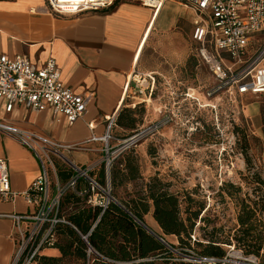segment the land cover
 I'll list each match as a JSON object with an SVG mask.
<instances>
[{"label":"crops","instance_id":"1","mask_svg":"<svg viewBox=\"0 0 264 264\" xmlns=\"http://www.w3.org/2000/svg\"><path fill=\"white\" fill-rule=\"evenodd\" d=\"M194 20L193 11L173 1L152 10L138 2L118 0L105 9L56 15L46 0H0V54L9 59L23 57L38 68L52 59L63 86L77 94H94L83 118L72 125L51 108L32 113L16 105L8 114L3 102H0V123L62 144H74L92 136L109 135L112 127L131 133L117 123L122 110L143 107L142 127L158 122L166 111L176 113L181 92L195 90L199 68L207 71L197 57L198 45L192 41ZM134 76L141 82L144 80L141 93L133 82ZM148 77L155 81L153 90ZM252 112L253 109L248 114ZM110 120L111 128L107 130ZM112 137L114 146L122 140L119 135ZM103 148L101 141L89 142L83 150L71 151L66 156L78 167L95 166L97 171ZM0 161L7 164L10 189L17 195L13 200L0 201V264H11L17 232L6 216L34 211L22 194L38 177L40 165L29 148L2 133ZM55 171L56 178L53 172L49 173L50 181L52 176L55 181H51L52 191L55 184L65 185L71 176L67 169ZM143 220L152 234L162 236L152 208ZM166 239L176 242L173 236ZM41 255L59 257V252L45 249Z\"/></svg>","mask_w":264,"mask_h":264},{"label":"built area","instance_id":"2","mask_svg":"<svg viewBox=\"0 0 264 264\" xmlns=\"http://www.w3.org/2000/svg\"><path fill=\"white\" fill-rule=\"evenodd\" d=\"M118 0H46L53 14H80L113 6ZM138 2L142 6L157 10L164 3L173 1L190 9L195 15L192 41L198 45L196 54L213 79L206 90V97L223 95L243 100L248 96L264 95V38L259 45L254 37L264 33V0H125ZM136 89L141 93L144 80L133 77ZM152 90L154 79L148 77ZM148 89V88H147ZM151 90V93H152ZM127 91V86H126ZM188 98L190 96L186 94ZM94 99L92 92L77 94L62 85L54 60H48L43 67H36L23 57L9 59L0 54V102L5 103V112L11 113L16 105L32 113L51 108L72 125L83 118L87 106ZM169 123L164 117L133 132L114 147H109V138L92 136L89 140L74 144H62L34 132L20 130L10 124L0 123V133L13 138L29 148L40 165L38 177L22 196L34 207L30 214H9L6 217L14 223L17 248L11 264H34L37 256L54 242L53 230L58 224H67L61 209V201L67 192L81 198L87 206L102 211L114 199L110 195L109 173L114 160L123 152L136 148L142 141L157 134ZM109 121L107 130L111 128ZM104 144L103 165L105 185H101L91 173L95 166L78 167L66 153L83 150L89 142ZM55 159L68 167L71 176L65 185L52 184L49 173L53 172ZM17 195L10 189L7 164L0 161V201L13 200ZM25 224L26 227H22ZM84 242L86 236H82ZM230 251H233L231 249ZM87 257L99 256L90 246ZM183 261L200 264L213 263L211 259L182 256ZM255 264L254 258H244ZM227 262V261H225Z\"/></svg>","mask_w":264,"mask_h":264},{"label":"rangeland","instance_id":"3","mask_svg":"<svg viewBox=\"0 0 264 264\" xmlns=\"http://www.w3.org/2000/svg\"><path fill=\"white\" fill-rule=\"evenodd\" d=\"M263 38L264 33L257 34L254 40L259 45ZM212 83L210 74L199 68L196 88L181 92L177 112L161 114L160 120L168 118L166 127L122 153L124 158L134 160L140 178L115 191L118 199L127 201L157 179L168 186V191L178 192L184 198L182 210L189 207L195 211L199 205L204 206L206 212L200 217L206 222L198 220L194 233L198 240L208 237L212 228L219 230V239L229 236L236 227L240 200L256 202L259 207L264 202V190L256 183L257 179L264 181V95L243 100H230L223 95L208 98L205 93ZM252 109V114H248ZM120 115L122 118L123 114ZM136 116L141 118L142 113ZM127 134L130 132L112 127L109 147H116L112 136L119 135L124 140ZM54 165L69 170L59 159H55ZM51 181L55 182L53 176ZM70 212L71 208L63 207L64 217ZM257 217L264 228V211ZM224 249L228 264H254L245 261L239 251Z\"/></svg>","mask_w":264,"mask_h":264},{"label":"trees","instance_id":"4","mask_svg":"<svg viewBox=\"0 0 264 264\" xmlns=\"http://www.w3.org/2000/svg\"><path fill=\"white\" fill-rule=\"evenodd\" d=\"M138 113L143 115V107L119 113L118 125H124L132 131L126 137L139 130L142 116L137 118ZM123 154L114 160L109 173L110 195L115 202L102 211L98 207L87 206L81 198L67 192L60 206L61 209L64 206L71 207V212L65 217L69 225L58 224L53 230V244L45 248L56 249L59 257L40 254L34 264H192L183 261L182 256L215 261L200 264H228L224 262L227 259L224 248L239 251L243 257L254 258L257 264H264V228L257 217L264 211V202L259 207L256 202L240 200L236 227L229 236L219 239L216 237L219 230L212 228L208 237L198 240L194 237L196 223L198 220L206 222L200 217L206 208L199 205L195 211L189 207L182 210L184 198L178 192L168 191V186L159 180H151L143 192L134 193V198L130 200L117 198L115 191L118 187L134 183L140 178L134 160L124 158ZM91 175L101 185H105L103 165L97 175L93 172ZM256 183L264 190V181L257 179ZM150 208L162 231L159 238L164 244L135 222L137 220L144 224L143 216ZM82 236H86L87 243ZM171 236L176 238L175 244L166 239ZM88 246L105 260L87 257Z\"/></svg>","mask_w":264,"mask_h":264},{"label":"water","instance_id":"5","mask_svg":"<svg viewBox=\"0 0 264 264\" xmlns=\"http://www.w3.org/2000/svg\"><path fill=\"white\" fill-rule=\"evenodd\" d=\"M135 222L139 225V226H141L142 228H144L150 235H152V236H154L158 241H160L161 243H163L164 244V242L159 238V237H157V236H155L154 234H152L145 226H144V224H142L141 222H139V221H137V220H135Z\"/></svg>","mask_w":264,"mask_h":264},{"label":"bare ground","instance_id":"6","mask_svg":"<svg viewBox=\"0 0 264 264\" xmlns=\"http://www.w3.org/2000/svg\"><path fill=\"white\" fill-rule=\"evenodd\" d=\"M207 107H208V106H207ZM108 138H109V137H108V135H106V137H105V141H107V140H108Z\"/></svg>","mask_w":264,"mask_h":264}]
</instances>
